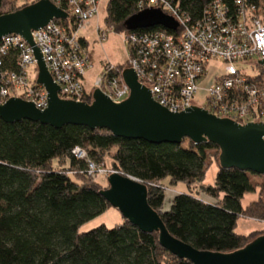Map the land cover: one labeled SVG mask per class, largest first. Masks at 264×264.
<instances>
[{"label":"trees","instance_id":"1","mask_svg":"<svg viewBox=\"0 0 264 264\" xmlns=\"http://www.w3.org/2000/svg\"><path fill=\"white\" fill-rule=\"evenodd\" d=\"M168 1L194 23L207 21L206 9L217 0ZM221 1L228 8L227 15L234 18L235 0ZM250 1L257 0H243L245 5ZM140 2L144 0H108L106 25L126 35L179 33L162 26L128 30L125 21L139 11ZM60 5L67 10L63 0ZM2 8L0 0V15ZM61 23L67 26L72 18ZM81 43L86 45L84 40ZM18 54V48L11 47L0 71L18 72ZM116 66L121 70L127 62ZM256 67L258 74L250 77L260 85L264 67ZM85 98L90 100L89 95ZM75 147L85 149L97 163L112 151V168L146 184L147 202L169 233L198 250L240 249L256 235L237 233L238 218L256 213L264 219V185L262 198L242 205L244 196L255 192L256 185L249 178L254 173L220 167L219 148L210 141L193 143L185 138L180 144H156L117 137L104 128L71 124L54 128L0 118V264H192L163 248L157 232H143L124 218L112 227L101 224L79 232L81 225L111 206L99 192L101 185L87 173L86 160L73 154ZM210 150L215 151L218 165L213 185L204 187L211 201L175 193L163 208L166 194L156 183L166 179L173 184L201 182Z\"/></svg>","mask_w":264,"mask_h":264},{"label":"built area","instance_id":"2","mask_svg":"<svg viewBox=\"0 0 264 264\" xmlns=\"http://www.w3.org/2000/svg\"><path fill=\"white\" fill-rule=\"evenodd\" d=\"M63 1L67 10L61 7V0H52L67 13V19L72 18V23L66 26L61 23L63 20L53 19L44 27L31 31L52 81L61 89L58 96L85 101L84 98L87 95L91 98L92 91L97 88L112 101H122L128 96L129 88L121 76L122 70L112 64H106L91 88H86L84 78L91 63L88 48L81 43L86 38L78 31L82 23L97 14L99 0ZM250 2L245 5L243 0H235L238 10L234 18H230L226 4L217 0L206 9L207 21L194 23H189V19L168 0L140 2L139 10L156 7L172 17L177 24L174 31L179 33L157 31L126 35L127 67L135 71L138 82L150 90L152 98L171 112H180L191 105L240 124L264 123V82L253 84L255 80L240 74L233 64L255 58L256 66L264 58V0ZM97 32L106 37L105 30L99 26ZM11 47L19 50V71H0V104L9 97H20L32 101L36 108L44 109L47 92L36 82L37 73L32 85L27 83L28 65L34 66L37 72V61L31 46L19 34H8L0 39V66ZM213 57L227 66L222 74L215 76L201 102L194 104L199 84ZM18 84L29 89L11 95L9 91ZM72 152L77 158L88 160V173L92 167H99L87 158L82 148L75 147ZM112 173L121 174L116 170L110 171Z\"/></svg>","mask_w":264,"mask_h":264},{"label":"water","instance_id":"3","mask_svg":"<svg viewBox=\"0 0 264 264\" xmlns=\"http://www.w3.org/2000/svg\"><path fill=\"white\" fill-rule=\"evenodd\" d=\"M67 18V13L51 0H37L0 15V39L8 34L24 38L37 61L36 82L47 92L44 109L36 108L32 101L9 97L0 104V118L4 122L25 119L54 128L69 124L104 128L117 137L156 144H180L185 138L193 143L210 141L219 148L220 167H234L264 178V123L240 124L191 105L180 112H171L152 98L132 68L125 67L121 72L129 94L120 102L112 101L97 88L92 91L90 102L60 98L58 90L61 89L52 81L31 31L53 19ZM125 26L128 30L153 26L174 30L177 24L161 9L148 7L129 16ZM258 64L264 67V58ZM106 181L108 186L99 192L110 206L139 230L157 232L159 244L173 255L192 264H264V234L230 252L198 250L169 233L159 214L147 202L146 184L118 173L108 175Z\"/></svg>","mask_w":264,"mask_h":264},{"label":"rangeland","instance_id":"4","mask_svg":"<svg viewBox=\"0 0 264 264\" xmlns=\"http://www.w3.org/2000/svg\"><path fill=\"white\" fill-rule=\"evenodd\" d=\"M35 1L37 0H3L2 12L3 13H7L9 11L13 12L14 8L17 7L21 8V6L23 7ZM107 1L108 0H99L97 6V14L91 17L88 21L82 23L78 31L80 36H83L88 40V42H86L88 43L87 48L89 51L87 55H88V60L91 63V68L87 70L84 78L86 80L87 89H90L92 84L95 83L96 79L100 77V71L101 69H103V67L106 64H112L116 66L117 64H122L123 62H127L128 59V45L125 44L126 33L124 32L119 33L112 31L110 27L105 23L104 17L106 13L105 6ZM97 26L105 30L106 37L103 38V35H100L101 33L97 32ZM233 64L235 69L238 70L239 73L242 75L254 76L259 72L258 68L254 66L255 58H252L251 60L247 59L243 61H235L233 62ZM226 66H227L226 63L213 57V59L209 63L205 77L201 80V83L199 84L198 92L193 100L194 104H198L199 102H201V99L204 98V95L206 94L205 90L214 83L215 76H218L223 73V70ZM27 73H28L27 83L28 86H30L34 81L33 79L37 72L34 69V66L28 65ZM27 89H29V87L27 86L24 87V85L21 86L18 84L16 87H12L9 92L11 93V95H15L17 93L21 94L22 92H26ZM84 100L86 102H90L91 98L89 101L86 100V98H84ZM83 150L85 153H87L85 149ZM207 153H208V158L206 159L207 160L206 171L204 174V178L201 182H196L189 185L183 182L173 184L169 182L168 179H166L161 181L160 183H156L158 184V186L162 187V189L165 191L166 194V200L163 208L168 207L169 200L175 193H187L198 197L209 196L204 192V187L213 185L215 175L218 169V165L216 158L214 156L215 151L210 150ZM111 154L112 151L104 153L102 157L103 162H99V163L88 158V154H86L87 158L91 160L94 164H99V167H92V169H90L91 170L90 173L88 172L87 173L96 179V181L101 185L102 189L108 186L106 178L110 174V171L115 170L114 168H112ZM86 163H87L86 165L89 164L88 160L86 161ZM249 178L250 181L256 185L255 192L246 194L242 199V205H247V203H249L250 201L259 200L260 197L262 198L263 195V190H262V186L264 185L263 176L258 174H249ZM122 221H123V217L120 214V212L116 208L110 207L102 214L90 219L89 221L81 225L79 228V232L90 230L101 224H104L107 227H112L115 224H118ZM235 231L245 236H248L250 234H255L256 236L253 237V239H255L259 235L264 234V219L261 218L259 215L257 216L256 213L255 215H248V214L242 215L237 220Z\"/></svg>","mask_w":264,"mask_h":264},{"label":"crops","instance_id":"5","mask_svg":"<svg viewBox=\"0 0 264 264\" xmlns=\"http://www.w3.org/2000/svg\"><path fill=\"white\" fill-rule=\"evenodd\" d=\"M86 42H88V40L86 39ZM87 45V47H88V43H86ZM196 197H198V196H196ZM198 198H201V199H203V200H206V201H208V202H210L211 201V199L209 198V197H206V196H199Z\"/></svg>","mask_w":264,"mask_h":264}]
</instances>
